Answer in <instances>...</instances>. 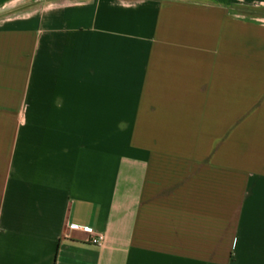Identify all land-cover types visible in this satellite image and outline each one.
Returning <instances> with one entry per match:
<instances>
[{
    "label": "crops",
    "instance_id": "crops-1",
    "mask_svg": "<svg viewBox=\"0 0 264 264\" xmlns=\"http://www.w3.org/2000/svg\"><path fill=\"white\" fill-rule=\"evenodd\" d=\"M0 264H264V0H0Z\"/></svg>",
    "mask_w": 264,
    "mask_h": 264
},
{
    "label": "built area",
    "instance_id": "built-area-1",
    "mask_svg": "<svg viewBox=\"0 0 264 264\" xmlns=\"http://www.w3.org/2000/svg\"><path fill=\"white\" fill-rule=\"evenodd\" d=\"M87 232L93 233V230L87 229ZM91 243L99 247L104 246L106 243V237L103 234L96 235L91 239Z\"/></svg>",
    "mask_w": 264,
    "mask_h": 264
}]
</instances>
